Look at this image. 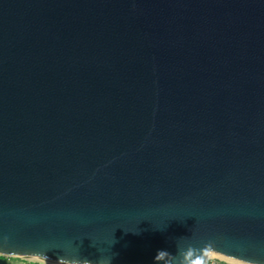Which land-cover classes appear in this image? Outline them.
<instances>
[{"label":"water","instance_id":"95a60500","mask_svg":"<svg viewBox=\"0 0 264 264\" xmlns=\"http://www.w3.org/2000/svg\"><path fill=\"white\" fill-rule=\"evenodd\" d=\"M212 254L264 264V0H0V256Z\"/></svg>","mask_w":264,"mask_h":264},{"label":"rangeland","instance_id":"374dc122","mask_svg":"<svg viewBox=\"0 0 264 264\" xmlns=\"http://www.w3.org/2000/svg\"><path fill=\"white\" fill-rule=\"evenodd\" d=\"M36 261H24L19 258H6L4 256H0V264H36Z\"/></svg>","mask_w":264,"mask_h":264},{"label":"built area","instance_id":"2783aa9c","mask_svg":"<svg viewBox=\"0 0 264 264\" xmlns=\"http://www.w3.org/2000/svg\"><path fill=\"white\" fill-rule=\"evenodd\" d=\"M203 264H232L230 262H227L226 260L220 259L218 257H208L207 260Z\"/></svg>","mask_w":264,"mask_h":264},{"label":"bare ground","instance_id":"6f19581e","mask_svg":"<svg viewBox=\"0 0 264 264\" xmlns=\"http://www.w3.org/2000/svg\"><path fill=\"white\" fill-rule=\"evenodd\" d=\"M211 256H215V255H211ZM217 257V256H216ZM220 258V257H219ZM221 259V258H220ZM223 259V258H222ZM31 260H34V261H37L39 262L40 264H58V263H51V262H47V261H44V260H39V259H31ZM227 262H230L232 264H242V263H238V262H234V261H230V260H226Z\"/></svg>","mask_w":264,"mask_h":264},{"label":"crops","instance_id":"0c3cea01","mask_svg":"<svg viewBox=\"0 0 264 264\" xmlns=\"http://www.w3.org/2000/svg\"><path fill=\"white\" fill-rule=\"evenodd\" d=\"M6 258H10V257H6Z\"/></svg>","mask_w":264,"mask_h":264}]
</instances>
